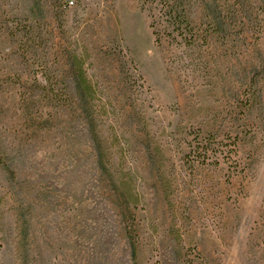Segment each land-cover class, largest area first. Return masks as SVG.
I'll use <instances>...</instances> for the list:
<instances>
[{
    "label": "rangeland",
    "instance_id": "1",
    "mask_svg": "<svg viewBox=\"0 0 264 264\" xmlns=\"http://www.w3.org/2000/svg\"><path fill=\"white\" fill-rule=\"evenodd\" d=\"M187 9L0 0V264H264V8Z\"/></svg>",
    "mask_w": 264,
    "mask_h": 264
},
{
    "label": "trees",
    "instance_id": "2",
    "mask_svg": "<svg viewBox=\"0 0 264 264\" xmlns=\"http://www.w3.org/2000/svg\"><path fill=\"white\" fill-rule=\"evenodd\" d=\"M154 2L160 14L158 26L162 27V31L183 38L184 48H193L197 39H194L193 26L187 9L190 0H154ZM260 3L264 8V0H260ZM151 26L154 27L153 24ZM187 36L190 37L189 40H186Z\"/></svg>",
    "mask_w": 264,
    "mask_h": 264
},
{
    "label": "built area",
    "instance_id": "3",
    "mask_svg": "<svg viewBox=\"0 0 264 264\" xmlns=\"http://www.w3.org/2000/svg\"><path fill=\"white\" fill-rule=\"evenodd\" d=\"M69 3H70V5H72V4H73V2H71V1H70Z\"/></svg>",
    "mask_w": 264,
    "mask_h": 264
}]
</instances>
